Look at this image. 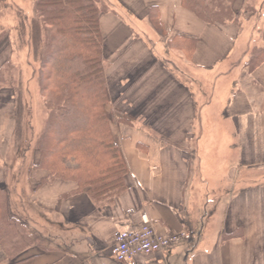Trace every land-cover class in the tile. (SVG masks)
Instances as JSON below:
<instances>
[{
    "label": "crops",
    "instance_id": "obj_1",
    "mask_svg": "<svg viewBox=\"0 0 264 264\" xmlns=\"http://www.w3.org/2000/svg\"><path fill=\"white\" fill-rule=\"evenodd\" d=\"M103 1L106 110L131 119L111 117L127 189L101 207L75 182L42 183L48 171L32 156L15 194L37 238L14 258L0 247V264H120L115 238L144 214L159 233L192 237L127 264H264V62L249 68L252 47L236 55L249 19L211 24L182 0ZM7 103L0 145L14 131ZM216 176L235 184L211 205Z\"/></svg>",
    "mask_w": 264,
    "mask_h": 264
},
{
    "label": "trees",
    "instance_id": "obj_2",
    "mask_svg": "<svg viewBox=\"0 0 264 264\" xmlns=\"http://www.w3.org/2000/svg\"><path fill=\"white\" fill-rule=\"evenodd\" d=\"M8 1L0 0V5L7 6ZM242 1L244 7L247 0ZM236 2L182 0L184 7L202 20L221 25L242 19V12L235 11ZM103 3V0H35L29 25L31 47L39 63L34 80L48 108L45 120L35 126L36 132L23 103L21 71L17 79L10 76V70L5 76L0 73V92L4 88L13 90L16 127L12 151L17 165L20 164L18 168L28 163L30 170L31 157L37 150L40 159L35 166L48 171L42 183L57 179L75 182L80 191L85 190L101 207L113 204L127 189L124 177L128 170L113 136L111 117L117 123L131 122L120 111L110 116L106 110L109 93L100 15L108 7ZM260 38L263 43L253 46L249 54L250 69L264 62V26ZM27 131L35 132L33 138ZM2 169L0 166V247L14 258L31 245L32 231L22 220L20 208L12 206L7 191L1 187Z\"/></svg>",
    "mask_w": 264,
    "mask_h": 264
},
{
    "label": "rangeland",
    "instance_id": "obj_3",
    "mask_svg": "<svg viewBox=\"0 0 264 264\" xmlns=\"http://www.w3.org/2000/svg\"><path fill=\"white\" fill-rule=\"evenodd\" d=\"M34 3L35 0H9L7 6L4 4L0 5V73L5 76L7 75V70H10V76H16L17 79L19 72L21 71L20 76L24 82L23 90H21L23 103L25 102V105L28 107V114L30 115L28 120L34 125L33 129L36 132L38 127L35 126L38 125L39 122L41 123L45 120L48 108L45 105L43 98L40 96L36 80L33 81V79H31L32 77H35V72L39 67V63L34 58V51L31 47L32 43L29 28L33 17ZM235 11L242 12L243 15L241 17H247L249 19L246 21L245 19L241 20L245 29L239 38L237 55L247 46L249 47L248 51H250L251 47L263 43V40L260 38V32L264 26V0H247L244 7L243 1L237 0ZM11 61L12 63L10 65H6V63ZM4 65L6 66L2 67ZM12 95L13 90L0 92V125L8 122V114H10L11 106H7L6 104H9L7 103V100H11L12 105L14 106V109H12L15 113V130L16 109ZM2 127H5V125ZM29 132L30 131H27V135H29V137L32 136L33 138L35 132L34 134H29ZM3 134L5 139H1L3 142L0 145V166L3 168L1 187L7 191L10 203L14 206V204L17 205L18 203H16L15 187L21 179L19 177L20 171L24 169V167L21 169L18 168L20 164L17 165L15 152L12 151L14 142L13 134L11 136L9 135L10 132H4ZM39 155L40 152L34 150V156L38 157ZM28 165L29 164L27 163V166ZM3 170H5V175ZM207 181L210 183L211 187L214 186V188H216V192L210 195L211 205H216L219 197H221L218 194L220 192L219 188H221L220 190L223 193L222 198H224L226 197V191L235 184V182L229 177L220 178L216 176L214 178H209ZM211 212L210 209L208 221L212 218L213 212ZM30 238H32L31 240H34L32 234L30 235Z\"/></svg>",
    "mask_w": 264,
    "mask_h": 264
},
{
    "label": "built area",
    "instance_id": "obj_4",
    "mask_svg": "<svg viewBox=\"0 0 264 264\" xmlns=\"http://www.w3.org/2000/svg\"><path fill=\"white\" fill-rule=\"evenodd\" d=\"M190 238L191 234L187 231L159 233L149 217L144 214L139 229L125 230L117 234L112 247V255L116 262L127 264L141 254H151L168 249Z\"/></svg>",
    "mask_w": 264,
    "mask_h": 264
}]
</instances>
